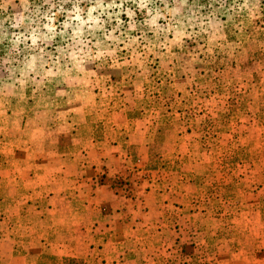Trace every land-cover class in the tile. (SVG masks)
I'll return each instance as SVG.
<instances>
[{
    "label": "rangeland",
    "instance_id": "1",
    "mask_svg": "<svg viewBox=\"0 0 264 264\" xmlns=\"http://www.w3.org/2000/svg\"><path fill=\"white\" fill-rule=\"evenodd\" d=\"M173 98L221 107L205 138L212 119L228 121L215 175L180 211L186 233L174 257L182 264L187 247L205 248L189 226V215L198 222L204 213L212 230L226 227L224 245L250 246L246 237L259 233L263 252L264 0H0V114L43 119L49 149L84 152L108 124L150 113L149 159L137 178L171 187L159 174L180 128L157 110ZM86 261L41 254L35 264Z\"/></svg>",
    "mask_w": 264,
    "mask_h": 264
},
{
    "label": "crops",
    "instance_id": "2",
    "mask_svg": "<svg viewBox=\"0 0 264 264\" xmlns=\"http://www.w3.org/2000/svg\"><path fill=\"white\" fill-rule=\"evenodd\" d=\"M163 104L157 113L180 128L175 146L162 155L167 171L159 174L164 182L171 179V187L137 178L149 159L150 113L108 124L102 136L85 140L84 152L49 149L46 138L53 133L43 119L0 114V264H35L41 254L86 257V264H180L174 242L183 240L186 232L179 229L187 219L180 211L192 208L187 195L195 196L215 175L225 135L220 128L228 121L221 126L212 119L214 135L205 138L208 116L217 117L220 106L176 98ZM176 173L184 179L174 188ZM115 178L125 185L115 186ZM192 215L189 226L197 236L191 237L205 248L187 247L182 264H264L259 233L246 237L250 246L224 245L226 227L212 230L209 215L198 222Z\"/></svg>",
    "mask_w": 264,
    "mask_h": 264
},
{
    "label": "built area",
    "instance_id": "3",
    "mask_svg": "<svg viewBox=\"0 0 264 264\" xmlns=\"http://www.w3.org/2000/svg\"><path fill=\"white\" fill-rule=\"evenodd\" d=\"M122 182H123V181H116V182H115V183H116L115 185L118 186V185H120Z\"/></svg>",
    "mask_w": 264,
    "mask_h": 264
}]
</instances>
